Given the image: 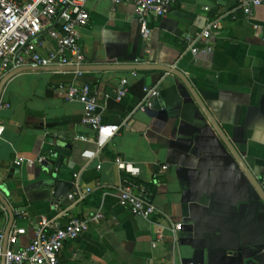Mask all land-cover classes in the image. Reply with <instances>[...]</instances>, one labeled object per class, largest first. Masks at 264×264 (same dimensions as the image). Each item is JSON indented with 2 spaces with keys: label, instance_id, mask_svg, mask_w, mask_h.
<instances>
[{
  "label": "crops",
  "instance_id": "obj_1",
  "mask_svg": "<svg viewBox=\"0 0 264 264\" xmlns=\"http://www.w3.org/2000/svg\"><path fill=\"white\" fill-rule=\"evenodd\" d=\"M242 1L176 0L164 17H148L152 33L143 39L133 5L90 0L80 45L83 66L181 73L264 190V6L247 17ZM215 20L220 27L206 42L212 53L193 57L188 39ZM42 38L43 53L57 49L47 32ZM10 72L0 70V81ZM84 84L98 93L103 121L121 126L100 150L83 122L84 106L66 99L69 87ZM146 88L159 96L136 111ZM121 89L126 96L117 101ZM192 90L159 70L30 71L10 79L0 100V194L14 212L13 228L26 230L14 248H27L43 219L64 226L80 218L88 230L65 244L58 264H264V201ZM57 146L70 153L50 170ZM118 159L138 167L139 176L120 172ZM13 165L19 177L9 173ZM124 180L150 190L162 214L146 219L122 207ZM77 188L92 192L73 202ZM99 213L104 218L95 222ZM9 221L0 201V228ZM178 223L183 229L174 232ZM160 233L163 241L153 248Z\"/></svg>",
  "mask_w": 264,
  "mask_h": 264
},
{
  "label": "built area",
  "instance_id": "obj_2",
  "mask_svg": "<svg viewBox=\"0 0 264 264\" xmlns=\"http://www.w3.org/2000/svg\"><path fill=\"white\" fill-rule=\"evenodd\" d=\"M90 0H0V70L8 72L20 68H47V67H81L85 64V54L80 45V30L90 21V13L86 8ZM114 4H131L134 6L136 16L140 23L143 39L151 36L152 29L148 22L150 15L164 17L169 7L176 0H112ZM264 0H243L240 8L245 16L250 17L254 8L263 7ZM220 27V21L209 22L202 33L188 39L187 51L193 56L210 54L213 48L206 42L211 38L212 31ZM57 43L55 51L43 53L46 40L43 34ZM127 81H123L125 86ZM126 96V90L117 92L116 100L121 101ZM159 96L156 89H144V98L135 110L145 111L152 106V101ZM68 101L80 102L85 109L84 124L91 127L96 135L95 144L103 149L120 131L121 126L107 124L103 121L99 109L98 93L87 85H72L66 93ZM5 127L0 126V138ZM86 140V139H82ZM41 158L37 162H44ZM28 164L34 161L24 160ZM117 169L131 177H137L140 169L132 163L122 159L116 161ZM119 189V203L129 209L135 216L150 219L159 216L162 212L152 200V192L147 188H138L130 181L124 180ZM91 189L77 188L70 194L73 202L84 201L91 193ZM102 213L97 214L93 220L103 219ZM88 220L71 218L64 226L53 221L43 219L32 243L25 249L16 250L20 236L26 230L14 227L9 236L8 249L3 253L5 231L0 228V264L5 256L6 264H58L59 255L67 242L78 240L88 230ZM53 228V231H49ZM183 224L174 225L173 231L179 232ZM163 241L160 233L153 242L156 248Z\"/></svg>",
  "mask_w": 264,
  "mask_h": 264
},
{
  "label": "water",
  "instance_id": "obj_3",
  "mask_svg": "<svg viewBox=\"0 0 264 264\" xmlns=\"http://www.w3.org/2000/svg\"><path fill=\"white\" fill-rule=\"evenodd\" d=\"M127 69L133 70V71H138V70H159V71H164V72H167V73H172V74L177 75L178 77H180L188 85V87L192 90V87L188 83L187 79L181 73H179L178 71L172 69L171 67H162V66H160V67H153V66H149V67H147V66H133V67L81 66V67H47V68H39V69L20 68V69L11 71L5 77H3V79L0 81V100H1L3 89H4L5 85L7 84V82L10 79H12L13 77H15L18 74L23 73V72L47 71V72H77V73H81V72H87V71H108V70H117V71H119V70H127ZM192 93L194 94V97L197 99L199 105L201 106L202 110L204 111V113L207 116L208 120L210 121L211 125L214 127V129L217 131V133L223 139V141L225 142V144L227 145V147L229 148V150L231 151V153L233 154V156L237 160L239 166L244 171V173L247 175V177L250 179V181L254 185L255 189L258 191L259 195L261 196L262 200L264 201V190H263V188L260 186V184L258 183L256 178L254 177V175L251 173V171L248 169V167L246 166L244 161L241 159V157L234 151V149L232 148L230 143L227 141L226 137L222 133V131L219 128V126L213 120V118L210 115V113L207 110V108L199 100V98L197 97V95L195 94V92L193 90H192ZM155 100L156 99H154L152 102H154ZM69 153H70V151L68 149H66L64 147H61V146H57L54 149V155L58 154V159H57L56 162L52 161V160L48 161L49 169L53 170L55 167L58 168L61 165V163H62L63 156L67 155ZM19 170H20L19 165H13V166L10 167L9 173H10L11 176L16 174L17 177H19ZM63 186H64V183H62V182L58 183V185H57V187L55 189V197L56 198H58L60 196V194H62L61 188ZM65 186H68V185H65ZM0 201H2L3 205L6 207L8 213H9V217H10V221H9L8 227H7L6 231H5V238H4V244H3V253L5 254L7 249H8L9 236H10V233H11L13 225H14L15 215H14V212L12 211V209L10 208V206L8 205V203L1 196V194H0ZM1 264H6L5 256L2 257Z\"/></svg>",
  "mask_w": 264,
  "mask_h": 264
}]
</instances>
